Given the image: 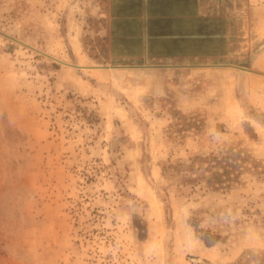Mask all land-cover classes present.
Returning <instances> with one entry per match:
<instances>
[{"label":"rangeland","instance_id":"374dc122","mask_svg":"<svg viewBox=\"0 0 264 264\" xmlns=\"http://www.w3.org/2000/svg\"><path fill=\"white\" fill-rule=\"evenodd\" d=\"M48 4L0 0V264H264V13L193 71Z\"/></svg>","mask_w":264,"mask_h":264},{"label":"crops","instance_id":"0c3cea01","mask_svg":"<svg viewBox=\"0 0 264 264\" xmlns=\"http://www.w3.org/2000/svg\"><path fill=\"white\" fill-rule=\"evenodd\" d=\"M58 1L48 4L55 16ZM62 1L64 13L76 2L96 18L105 61L178 63V69L193 71L231 62L233 19L239 23L253 9L264 13V0Z\"/></svg>","mask_w":264,"mask_h":264},{"label":"water","instance_id":"95a60500","mask_svg":"<svg viewBox=\"0 0 264 264\" xmlns=\"http://www.w3.org/2000/svg\"><path fill=\"white\" fill-rule=\"evenodd\" d=\"M240 69H243V70H245V68H240ZM246 71H250V70L246 69Z\"/></svg>","mask_w":264,"mask_h":264}]
</instances>
